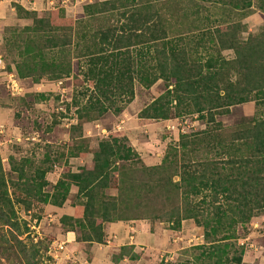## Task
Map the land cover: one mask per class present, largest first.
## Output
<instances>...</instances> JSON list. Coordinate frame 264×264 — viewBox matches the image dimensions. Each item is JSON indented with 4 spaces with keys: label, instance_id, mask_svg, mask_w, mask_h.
Wrapping results in <instances>:
<instances>
[{
    "label": "trees",
    "instance_id": "1",
    "mask_svg": "<svg viewBox=\"0 0 264 264\" xmlns=\"http://www.w3.org/2000/svg\"><path fill=\"white\" fill-rule=\"evenodd\" d=\"M117 2L84 5L82 16L104 14L108 20L96 30L65 26L70 17L61 9L42 16L14 3L17 17L31 19L32 24L24 26V32L31 35L19 46L16 69L20 78L49 83L82 68L93 84V94L77 109L75 128L82 129L85 121L102 118L110 110L121 113L135 98V80L146 88L160 78L165 82V91L140 110L139 117L145 119L197 113L215 121L216 113L230 112L233 105L264 96V79L257 76L264 58L262 49L256 51L251 46L243 51L244 45L235 37L226 38L222 29H217L210 35L211 42L219 51L234 49L236 65L218 52V57L194 58L182 46L183 34L170 33L159 16L142 14L138 9L129 12L128 3ZM216 2L237 8L252 5V0ZM261 7L264 9V1ZM120 8L125 9L121 16L127 20L121 25L110 23L114 10ZM255 40L251 37L248 43ZM139 44L147 45L142 53L133 49ZM243 68L244 82L224 77L226 69L227 74L233 70L240 76ZM84 138L68 148L66 158L93 153L92 161L77 170L63 169L54 184L46 175L57 157L49 162L50 154L46 153L43 165L32 174L28 172L32 166L29 158L16 162L10 157V170L16 173L10 178L0 153V229L5 231L0 251L8 264H41L43 255L40 239L29 243L21 239L29 229L16 205L30 210L35 199L63 207L73 185L78 187L76 198L83 206L82 214H63L60 223L64 231H75L79 242H106V223L145 219L168 222L170 229L180 230L183 221L193 219L202 227L204 243L190 247L198 253L194 261L182 264H199L201 260H208L207 264L242 263L245 247L236 241L237 226L264 209V119L250 123L230 139L210 129L198 136L184 133L178 143L168 145L155 165L143 161L127 136L111 135L101 139L97 147H90ZM202 149L209 151L198 156ZM214 149L231 157L234 165L230 172H225L220 160L209 156ZM132 250V245L121 246L113 256L114 264L124 256L138 259L140 254Z\"/></svg>",
    "mask_w": 264,
    "mask_h": 264
},
{
    "label": "rangeland",
    "instance_id": "2",
    "mask_svg": "<svg viewBox=\"0 0 264 264\" xmlns=\"http://www.w3.org/2000/svg\"><path fill=\"white\" fill-rule=\"evenodd\" d=\"M2 1L4 0H1L0 4ZM121 1L128 3L129 12L138 9L142 14L159 16L164 22V28L170 33L183 34L185 40L181 41L182 46L186 47L194 58H206L211 54L218 57L219 53L225 60H234L233 65H236L237 53L234 49L226 48L219 51L211 42L210 35L217 29H222L226 38L235 37L244 45L243 51H249L252 46L256 51L262 49V53L264 52V9L261 7L264 0H252L251 6L242 8L219 3L216 0H119L117 4L120 5ZM34 2L36 1L30 2L32 7ZM54 5L58 6L57 9L63 10V13L66 12L61 2L54 1ZM42 7V11L38 12L42 16H47L54 11L47 3ZM124 10V8L114 10V15L110 17L109 22L121 25L127 20L126 17L121 16ZM105 17L101 14L96 18H88L79 13L69 18L71 24L66 22L65 26L72 25L74 30L75 28L80 30L83 27L96 30L106 24L108 20ZM12 20L15 24L5 27L4 41L0 43V153L10 178L16 177V173L10 170V157H13L16 162L29 158L32 165L28 169L29 174L34 173V168L37 166L43 165L42 161L46 153L50 154L49 162L56 160L55 157H57L53 169L46 175L52 184L63 169L77 170L79 166L90 163L93 153L66 158L68 148L81 137H85L90 147H97L101 139L111 135L127 136L129 143L138 151L143 161L148 165H155L161 162L168 145L178 143L184 133L198 136L210 129L220 132L224 139H230L250 123L260 118L264 119V96L253 97L250 101L233 105L230 107V112L216 113L215 121L207 117L203 119L197 113L173 116L166 120L140 118L138 115L140 110L165 91V82L160 78L150 88L142 86L135 80V98L121 113L114 114L113 110H110L102 118L85 121L83 128L77 129L75 128L78 125L77 109L84 105L87 98L93 94V84L86 78L82 68H75L70 75L60 81L42 83L33 81L31 77L23 79L25 89L19 96H12L5 86V71L12 69L17 71L16 62L20 60L19 46L31 35L30 32H24V26L29 22L31 24V19L15 20L13 17ZM251 37L256 40L248 43ZM146 46L139 44L133 49L142 53L146 50ZM3 64L5 67L2 66ZM226 70L224 71L226 79L240 78L241 82L246 80L245 68L241 70L240 76L233 70L227 74ZM257 76L264 79V58L261 60ZM40 94L45 95V98H42ZM207 151L209 150L202 149L197 155L201 156ZM216 151L214 149L209 152V156L220 160L225 166V172H230L234 165L230 161L231 157L227 153L220 155ZM50 189L51 185L47 186V190ZM112 192L115 191L112 190ZM16 206L21 221L25 222L29 229L21 236V239L26 243L31 242L32 239L36 241L35 230L37 229V233L40 234L38 239L42 243L41 264H54L48 249L57 239V235L64 232L60 218L63 214L81 216L82 204L76 195L71 194L63 207L45 204L35 199L30 210H25L24 205ZM191 220L187 227L188 231L181 240L182 246L175 254V259H170L172 252H165L162 264L194 261L195 253L198 251H192L190 247L204 241L189 240L188 236L191 233L199 235L200 228L202 229L193 222V219ZM151 223L152 227L162 225L165 229L172 230L168 222ZM196 226L195 230L193 227ZM3 233L5 231L0 229V240ZM237 233L238 245L245 247L241 264H264V209L258 211L243 226L238 224ZM187 238L189 241H186ZM167 258L168 260H165ZM207 262L208 260H201L199 264H207ZM0 264H8L1 251Z\"/></svg>",
    "mask_w": 264,
    "mask_h": 264
},
{
    "label": "crops",
    "instance_id": "3",
    "mask_svg": "<svg viewBox=\"0 0 264 264\" xmlns=\"http://www.w3.org/2000/svg\"><path fill=\"white\" fill-rule=\"evenodd\" d=\"M33 7L31 0H4L0 4V43L4 41V29L11 26L12 18L18 19L17 12L13 6V2L21 4L28 10L42 11L45 3L52 10H56L58 6H51V1L61 2L65 7L67 17H75L84 14V5L95 1L105 0H35ZM58 5V4H57ZM57 179L52 181L53 184ZM78 187H71V194L76 195ZM189 221H183L180 230L165 229L162 225L152 227L149 220H131L118 221L105 224L106 242H79L75 231L67 230L57 235L56 242L64 244V250H59L58 257L53 258L54 264H114L113 256L120 252L121 246L132 245V252L140 254L138 259H131L124 256L118 264H162V257L165 252H172L170 259H175V254L181 244L184 235L188 231ZM195 230L196 227H193ZM200 233L202 230L200 228ZM194 235V234H193ZM192 233L188 236H193ZM188 238L186 241H189ZM54 257V256H53ZM165 260H168L165 259Z\"/></svg>",
    "mask_w": 264,
    "mask_h": 264
},
{
    "label": "built area",
    "instance_id": "4",
    "mask_svg": "<svg viewBox=\"0 0 264 264\" xmlns=\"http://www.w3.org/2000/svg\"><path fill=\"white\" fill-rule=\"evenodd\" d=\"M50 4L51 6L55 7L54 1H51ZM2 66L5 67L4 64ZM5 86L7 87L8 91L10 92L12 96L21 95L25 89L23 80L20 78L19 74L14 69H12L11 71H5ZM33 227L36 229L35 226ZM35 232H36L35 240L37 241L40 234L37 233L38 232L37 229L35 230ZM190 239L191 241H194V240L204 241V235L203 234L193 235L191 236ZM59 250H64V244L53 241L49 246L48 253L51 257L54 256L53 258H57Z\"/></svg>",
    "mask_w": 264,
    "mask_h": 264
}]
</instances>
